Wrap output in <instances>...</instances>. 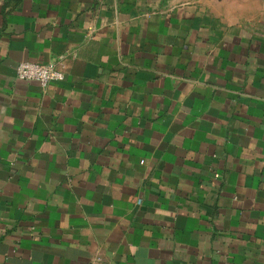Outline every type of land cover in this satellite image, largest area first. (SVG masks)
Here are the masks:
<instances>
[{
    "label": "crops",
    "instance_id": "0c3cea01",
    "mask_svg": "<svg viewBox=\"0 0 264 264\" xmlns=\"http://www.w3.org/2000/svg\"><path fill=\"white\" fill-rule=\"evenodd\" d=\"M0 264H264V27L0 0Z\"/></svg>",
    "mask_w": 264,
    "mask_h": 264
},
{
    "label": "rangeland",
    "instance_id": "374dc122",
    "mask_svg": "<svg viewBox=\"0 0 264 264\" xmlns=\"http://www.w3.org/2000/svg\"><path fill=\"white\" fill-rule=\"evenodd\" d=\"M211 27L247 24L264 27V0H184Z\"/></svg>",
    "mask_w": 264,
    "mask_h": 264
},
{
    "label": "built area",
    "instance_id": "2783aa9c",
    "mask_svg": "<svg viewBox=\"0 0 264 264\" xmlns=\"http://www.w3.org/2000/svg\"><path fill=\"white\" fill-rule=\"evenodd\" d=\"M16 76L23 81L38 82L42 87H46L51 82H60L65 79V73L55 69L52 64L28 60L17 64Z\"/></svg>",
    "mask_w": 264,
    "mask_h": 264
}]
</instances>
